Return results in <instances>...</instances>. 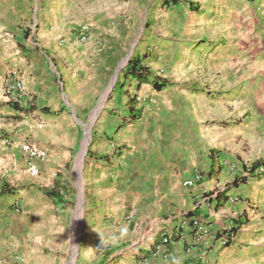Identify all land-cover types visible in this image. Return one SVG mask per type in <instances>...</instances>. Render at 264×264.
Masks as SVG:
<instances>
[{"label":"crops","instance_id":"1","mask_svg":"<svg viewBox=\"0 0 264 264\" xmlns=\"http://www.w3.org/2000/svg\"><path fill=\"white\" fill-rule=\"evenodd\" d=\"M242 1L231 7L237 22L233 20L221 38L215 36L223 50L216 60H206L211 81L183 89V121L160 122L151 134L137 130L140 147L135 153L109 158L93 155L100 175L118 171L111 183L97 186L110 193L111 202L103 203V223L121 236L141 232L143 238L125 260H118L121 264H264V0ZM111 16L107 0H0V80L17 76L27 93L21 106L30 109L33 103L27 101L35 96L41 115H56L55 108L62 105L59 96L64 93L60 77L65 72L90 71L87 65L92 59L99 62L96 55L89 58L93 49L80 51L78 47L97 44L95 39L107 30ZM81 36L85 40L80 41ZM66 49L82 54L74 67L62 66L60 55ZM135 82L140 90L146 85L152 93L160 91L149 83ZM124 90V86L118 94L115 90L111 98L114 114L106 110L109 119L101 121L116 129L115 135L131 125L129 116H137L136 105L125 102ZM213 92L228 98L241 115L240 121L208 125L212 118H199L197 106L207 114ZM6 106L12 113L21 112ZM66 112L63 109L59 116ZM256 112H260L259 121L254 118ZM78 125L66 115L58 121L62 129L77 130ZM73 140L69 138V146ZM108 142L114 146L112 139ZM188 180L189 185L185 184ZM56 207L52 200L33 201L29 206L31 214L40 219L44 208L48 216L50 212L55 216ZM192 219L201 230L190 223ZM40 222L44 228L45 221ZM228 224L234 225V237L223 245L221 237ZM107 225L102 231L109 236ZM29 230L24 242L49 238L48 232L36 235L31 226ZM162 236L168 237V243L153 256L151 247Z\"/></svg>","mask_w":264,"mask_h":264},{"label":"rangeland","instance_id":"2","mask_svg":"<svg viewBox=\"0 0 264 264\" xmlns=\"http://www.w3.org/2000/svg\"><path fill=\"white\" fill-rule=\"evenodd\" d=\"M107 1L112 7L109 27L97 36L93 47L83 43L78 47L80 51L93 49L89 58L96 55L99 64L92 59L87 65L90 71L61 74L64 93L59 96L62 105L55 106L56 115H41L36 109L41 104L35 96L27 101L30 105L33 103L29 110L12 113L6 106L4 93L7 79L0 80V264H121L119 259L125 260L137 249L143 242L141 232L121 236V232L103 223L110 193L99 191L97 186L111 183L114 172L118 171L100 175L102 171H97L99 164L92 160L93 155L109 158L113 154L135 153L140 147L135 138L137 130H148L151 134L160 122L167 125L173 120L183 121L184 87L205 86L211 81L207 79L206 60H216L223 50L215 36L221 38L231 29L233 20L237 22L231 7L243 2L179 0L176 5H165L167 0ZM79 55L82 54H72L66 49L60 55L62 66L74 67ZM126 56L142 57V63L152 75L165 80L167 85L159 92L152 93L146 85L140 90L136 80L123 77L124 66L118 70ZM108 66L110 71L104 70ZM113 76L115 84L104 100L102 96ZM120 86L125 89V102L136 105L137 116H129L136 121H127L131 125L115 135L112 133L116 129L104 126L101 121L109 119L106 110L114 114L111 98L116 95L115 90L118 94ZM211 95L207 114L197 106L201 120L212 118L214 121L209 120L208 125H227L241 120L227 97L215 92ZM63 109L67 112L62 115L77 120V130L58 126ZM254 118L259 121L260 112ZM69 138L74 139L70 146ZM25 141L42 148L48 155L38 163L39 173L35 177L28 175L20 150ZM48 191L57 196L53 199ZM49 200L59 207L55 216L51 212L48 216L44 208L43 228L39 215L31 214L29 206L33 201ZM105 225L110 227L109 236L102 231ZM29 226L33 234L48 232L49 238L42 241L30 238L24 242ZM109 253L111 256L106 260Z\"/></svg>","mask_w":264,"mask_h":264},{"label":"built area","instance_id":"3","mask_svg":"<svg viewBox=\"0 0 264 264\" xmlns=\"http://www.w3.org/2000/svg\"><path fill=\"white\" fill-rule=\"evenodd\" d=\"M79 40H85V36H81ZM4 93L7 101H12L18 105H22L27 100V93L22 81L15 75H10L7 79L4 87ZM20 150L23 154L24 164L28 175L32 177L37 176L39 173L38 163L40 161H44L47 158L46 151L26 141L20 145ZM185 184H191V180L185 181ZM190 223L198 230L202 229V226L199 225L197 220L192 219ZM225 231L226 233H224L221 237V243L223 245L226 244L229 239L234 237V225L228 224L225 227ZM167 243L168 237L166 236H162L158 242H155L151 247L153 256L157 255Z\"/></svg>","mask_w":264,"mask_h":264},{"label":"trees","instance_id":"4","mask_svg":"<svg viewBox=\"0 0 264 264\" xmlns=\"http://www.w3.org/2000/svg\"><path fill=\"white\" fill-rule=\"evenodd\" d=\"M179 3V0H167L165 5H176ZM122 73L124 76H128L130 78L135 79L138 83H149L156 90L163 89L167 82L163 79L156 78L152 75L149 68L142 63V57L134 56L129 59L128 63L122 69ZM8 105L17 111H27L29 110L26 107L18 105L12 101H8ZM50 196L54 199L56 194L51 191H48Z\"/></svg>","mask_w":264,"mask_h":264},{"label":"water","instance_id":"5","mask_svg":"<svg viewBox=\"0 0 264 264\" xmlns=\"http://www.w3.org/2000/svg\"><path fill=\"white\" fill-rule=\"evenodd\" d=\"M128 59H129V56H127L126 62H125V64H124L123 66H125V65L127 64ZM123 66L121 67V69L123 68ZM116 71H117V70H116ZM115 73H116V72H115ZM114 84H115V80H112L110 86L108 87V89L106 90V92H105V93L103 94V96H102L104 100L107 98V95H108V93L110 92V90L112 89V87L114 86ZM85 154H86V150H85Z\"/></svg>","mask_w":264,"mask_h":264},{"label":"bare ground","instance_id":"6","mask_svg":"<svg viewBox=\"0 0 264 264\" xmlns=\"http://www.w3.org/2000/svg\"><path fill=\"white\" fill-rule=\"evenodd\" d=\"M126 59H127V56L125 57V61H124V63L123 64H121L119 67H118V70H120L121 69V67L125 64V62H126ZM117 70V71H118ZM113 80H115V77L113 78Z\"/></svg>","mask_w":264,"mask_h":264}]
</instances>
